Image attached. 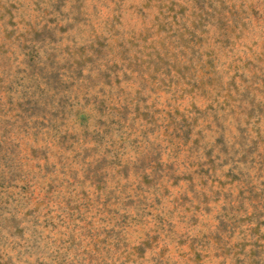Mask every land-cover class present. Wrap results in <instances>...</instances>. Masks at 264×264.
<instances>
[{"label":"rangeland","instance_id":"obj_1","mask_svg":"<svg viewBox=\"0 0 264 264\" xmlns=\"http://www.w3.org/2000/svg\"><path fill=\"white\" fill-rule=\"evenodd\" d=\"M0 264H264V0H0Z\"/></svg>","mask_w":264,"mask_h":264}]
</instances>
